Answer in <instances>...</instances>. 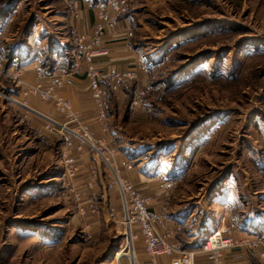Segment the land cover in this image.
Wrapping results in <instances>:
<instances>
[{"label": "rangeland", "instance_id": "rangeland-1", "mask_svg": "<svg viewBox=\"0 0 264 264\" xmlns=\"http://www.w3.org/2000/svg\"><path fill=\"white\" fill-rule=\"evenodd\" d=\"M80 1L0 0L2 63L23 47L47 70H67ZM125 12L148 72L126 88L120 124L129 109L144 111L119 147L163 180L164 207L236 228V212H256L252 191L264 186V0H132ZM19 108L0 97V264H117L126 240L118 194L114 207L98 194L76 199L62 140L42 118L38 129L19 121Z\"/></svg>", "mask_w": 264, "mask_h": 264}, {"label": "crops", "instance_id": "crops-1", "mask_svg": "<svg viewBox=\"0 0 264 264\" xmlns=\"http://www.w3.org/2000/svg\"><path fill=\"white\" fill-rule=\"evenodd\" d=\"M80 2L87 4V9L83 5L79 11H76L77 21H75V24L79 32L83 33L91 28L94 19L93 8L105 3L106 0ZM91 3L93 4L92 7L90 5ZM131 29L129 14L125 11L118 13L115 20L106 26L103 35V42L109 49L108 55L94 59L96 66L101 71L102 84L107 93V129H102V122L97 120L92 98L86 87L83 72L84 66L82 63H79L78 66L73 64L67 70L64 68H55L49 71L39 64L33 56L31 57V55L26 54L23 47L16 48L15 51L13 50L16 54L10 52L8 54L9 56H5L7 61H4V63H2V56H0V86L14 91L15 96L18 98L26 99L28 105L31 108L33 107L34 110L64 121L66 119L65 115L54 105L53 101H45L36 93L28 92L29 85H34L36 82H40L45 87L54 83L55 91L69 100L72 111L80 121L89 126L94 136L102 138L116 149V157L121 162V176L131 184L132 189L136 191L135 193L146 199L148 208L156 213L158 217L157 226L160 233L165 235L169 240H175L180 246V249H194L203 243L204 236L208 232L219 225L213 221H206L204 226H200L192 221V212L186 214L185 209L173 210V208L164 207L163 202L166 200L163 198V180L156 175H148L141 169L140 164H129V158L119 147L123 140L128 139L129 135L125 129L130 123L131 116L142 115L144 111L143 106L132 108L131 111L129 109L128 119L126 117L124 120L127 123L124 126L120 124L118 116H120L123 110H128L126 107L127 100H124V96L128 94L126 88L132 82L139 83V85L140 83L143 84L148 72L144 64L146 55L135 46ZM16 69L21 70L19 84H15L7 76V72H13ZM128 69L134 71L135 79L132 78L123 82H116L110 79L112 72ZM7 78L10 82L7 81ZM19 109V112L22 113L23 110L21 108ZM26 112L27 114L23 118L21 117L22 119L19 121L25 120L28 126L37 129L40 128L41 123H39V120L42 121L41 117L33 113V111ZM58 138L60 137L58 136ZM62 151L69 158V165L76 169L74 172L76 178L71 180V190L77 193L79 192L80 198H86L85 201L92 199L93 196L98 194L96 197L97 203H100L102 206H107V201H109L110 205L112 204L113 207L116 206L117 203H113V201L118 199L117 192L114 187H112L113 189L108 187V174H106L101 164L96 161L95 157L87 150L77 151L74 147L67 149L63 147ZM93 169L97 170L98 175L91 179V171ZM226 196L230 198L229 202H232L231 194L228 193ZM252 197H256L257 199H255L256 207H258V209H255L256 212L248 215L247 211H245L246 208L241 211L238 210L239 212H236V214L240 213L239 220L241 224H236V228L233 229L229 225V218L226 219V225L223 228L230 235L242 237L245 234H255L256 232L259 233L264 230V186L255 188L252 191ZM85 201L82 203H85ZM136 240L135 247L138 259L143 264H149L148 258L142 251V240L138 233ZM182 245L184 247H181ZM257 252L258 250H232L225 254L224 262L225 264H259ZM195 259L203 261L205 258L199 254ZM157 264H168V258L164 256L159 257Z\"/></svg>", "mask_w": 264, "mask_h": 264}, {"label": "built area", "instance_id": "built-area-1", "mask_svg": "<svg viewBox=\"0 0 264 264\" xmlns=\"http://www.w3.org/2000/svg\"><path fill=\"white\" fill-rule=\"evenodd\" d=\"M132 0H106L94 9V20L88 31L81 33L76 39L74 49V65L82 63L84 66V79L86 87L90 92L92 103L95 108L97 120L102 122V129H107V93L102 84L100 69L96 66L94 59L106 56L109 53L108 47L103 42V35L106 26L111 24L118 13L124 12L126 6ZM1 71V68H0ZM21 70L7 72V76L19 84ZM110 79L116 82L128 81L134 78L133 70L114 71ZM58 84V83H57ZM55 84L48 87L40 82L29 85L28 92L36 93L45 101H53L54 105L65 115V120L60 121L56 118L44 115L31 108L26 99L16 98L9 91L0 90L1 99L14 102L21 108L37 114L44 121V127L53 135H57L62 140L65 149L74 147L77 151L87 150L101 164L106 174H108V187H114L118 194L121 208L120 222L124 223L125 246L115 252L118 256L117 264L121 257L128 259V264H143L138 259L135 251V241L137 234L133 233L136 228L142 240V251L149 260V264H157L159 257H167L168 264H225L224 256L227 252L236 249L247 251L258 250L257 257L259 264H264V230L255 234H245L242 237L225 235V228L219 225L198 247L194 249H180L175 240H169L161 234L158 229L157 215L147 206L146 199L139 196L132 189L131 184L121 176V162L116 157V150L107 141L94 136L89 126L80 121L72 111L71 104L66 97H62L55 91ZM137 102L132 101L130 108ZM66 164V173L73 176L75 167L69 165V158L62 151ZM91 179L98 175L96 169L91 171ZM76 199L79 200V192H74ZM113 215V213H111ZM127 248V250L125 249ZM203 255V261L196 260L197 255Z\"/></svg>", "mask_w": 264, "mask_h": 264}, {"label": "trees", "instance_id": "trees-1", "mask_svg": "<svg viewBox=\"0 0 264 264\" xmlns=\"http://www.w3.org/2000/svg\"><path fill=\"white\" fill-rule=\"evenodd\" d=\"M42 64V63H41Z\"/></svg>", "mask_w": 264, "mask_h": 264}]
</instances>
